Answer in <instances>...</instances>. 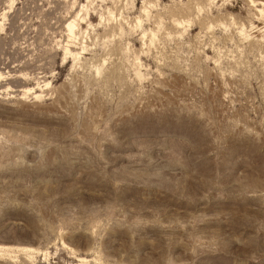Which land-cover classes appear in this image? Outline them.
I'll list each match as a JSON object with an SVG mask.
<instances>
[{"label": "rangeland", "instance_id": "1", "mask_svg": "<svg viewBox=\"0 0 264 264\" xmlns=\"http://www.w3.org/2000/svg\"><path fill=\"white\" fill-rule=\"evenodd\" d=\"M0 264H264V0H0Z\"/></svg>", "mask_w": 264, "mask_h": 264}, {"label": "bare ground", "instance_id": "2", "mask_svg": "<svg viewBox=\"0 0 264 264\" xmlns=\"http://www.w3.org/2000/svg\"><path fill=\"white\" fill-rule=\"evenodd\" d=\"M70 28H71V26H70Z\"/></svg>", "mask_w": 264, "mask_h": 264}]
</instances>
